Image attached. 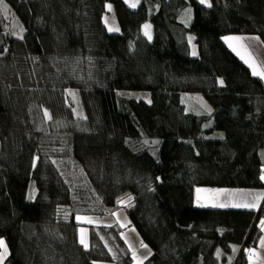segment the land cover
I'll return each mask as SVG.
<instances>
[{
	"label": "trees",
	"instance_id": "16d2710c",
	"mask_svg": "<svg viewBox=\"0 0 264 264\" xmlns=\"http://www.w3.org/2000/svg\"><path fill=\"white\" fill-rule=\"evenodd\" d=\"M3 1L24 31L0 16L3 264H134L115 222L79 240L78 215L122 205L146 264H246L263 213L200 208L195 191L264 188V80L224 41L264 40V0Z\"/></svg>",
	"mask_w": 264,
	"mask_h": 264
},
{
	"label": "rangeland",
	"instance_id": "374dc122",
	"mask_svg": "<svg viewBox=\"0 0 264 264\" xmlns=\"http://www.w3.org/2000/svg\"><path fill=\"white\" fill-rule=\"evenodd\" d=\"M136 2V0H134ZM201 1V0H200ZM209 3L210 4V0H205L204 3ZM0 16H4L5 19L7 20L8 23V28L10 30H13L14 33L16 35H22L23 34V29L21 26L20 21L16 18V16L11 12V9H9V6L2 0V2H0ZM114 19H115V15L113 14L112 11H110L107 14L106 17V21L108 22V24L112 25L115 24L114 23ZM147 25H151V24H147ZM69 96L72 100L73 103H75V108H76V114L79 117H82L85 115L84 113V107H83V103H81V95L80 92L76 89H71L68 91ZM121 95L123 97H128V98H134V99H143V100H148L150 101V92H144V91H136V92H132V91H125V92H121ZM190 98H192V100L196 103H198L199 105H205L206 108H209L208 103L206 102L205 98L202 97V95H198V94H190L189 96ZM245 190V189H244ZM243 189L238 188L233 189V188H229L226 190V194L224 196L221 197V199H223L222 201L225 200L226 203H231V204H238V199H241V201L243 199H248V196H253V199H255L256 197V193H251V192H246ZM227 200V201H226ZM129 201H126L124 204H126ZM264 202V199L263 201ZM240 203V202H239ZM125 205H122V207H120V209H118L113 215H116V217L118 218V222H119V226L121 228H123L124 230V235H122L125 239V241H127L129 243V249L130 251L133 252V257H134V264H146L145 260L151 256L154 253V250H152V248L150 247V245L143 239V237H141V234L139 232V230H137L135 228V226L132 224V219H130L129 214L127 212V209L124 208ZM258 213H262L261 208H259L258 210H256ZM110 217V216H109ZM109 217H101V216H84V215H78V221H80L81 224L79 226V240H81V236L83 235L86 243H87V248L90 247V230H89V226H87L86 224L93 222L94 220L96 221H101V222H106L108 223V218ZM94 221V222H96ZM98 222H96L97 224H99ZM83 230V232L81 231ZM4 241V245L7 248V253L4 254V247H1V252H0V264L3 263V261L5 259L8 258L9 253H10V248L7 244V241L5 238L2 239ZM135 254V255H134ZM98 264H101L98 263ZM108 264V263H107ZM110 264H114V263H110Z\"/></svg>",
	"mask_w": 264,
	"mask_h": 264
},
{
	"label": "crops",
	"instance_id": "0c3cea01",
	"mask_svg": "<svg viewBox=\"0 0 264 264\" xmlns=\"http://www.w3.org/2000/svg\"><path fill=\"white\" fill-rule=\"evenodd\" d=\"M142 0H138L137 6L138 7L141 4ZM127 4L132 2H135L134 0H126ZM131 7V6H130ZM135 7V8H136ZM132 8V7H131ZM224 41L227 43L230 49L233 50L234 53H236L241 60H243L245 63L249 65L251 68L252 72L254 73H261L264 72V40H262L259 36L252 35H241V36H226L224 37ZM190 42L193 44V52H195V56L197 54V44H195L196 39L194 37H190ZM263 78L264 76L258 75ZM191 103L193 104H198L194 102L191 98ZM199 105V104H198ZM200 109H205V110H210L205 107V105H199ZM263 180H264V174H263ZM229 188H202L198 187L195 191L196 195V201L195 204L200 207V208H222V209H227V208H232V209H255L258 210L263 203L264 199V188H259V189H243L246 192H251V193H256L255 199H253V196H248V199H238V204H231V203H226L225 200L222 201L221 199L222 196L226 194V190ZM238 189V188H237ZM236 189V190H237ZM199 190V191H198ZM227 201V200H226ZM240 202V203H239ZM248 205V206H246ZM254 205V206H251ZM118 218L116 215H111L108 218V224L109 223H117ZM106 223V222H105ZM124 235V232H123ZM259 238L258 241L255 243V245H252L251 247L247 248V262L246 264H264V232L258 234ZM127 242V241H126ZM129 245V243L127 242ZM6 260V259H5ZM4 260V261H5ZM3 261V262H4ZM3 264V263H1ZM98 264V263H97ZM101 264H107V263H101Z\"/></svg>",
	"mask_w": 264,
	"mask_h": 264
},
{
	"label": "snow or ice",
	"instance_id": "6c2138e0",
	"mask_svg": "<svg viewBox=\"0 0 264 264\" xmlns=\"http://www.w3.org/2000/svg\"><path fill=\"white\" fill-rule=\"evenodd\" d=\"M0 2H2V0H0ZM137 2L138 0H136V2H132L130 3V6L135 8L137 6ZM205 0H201V3H204ZM149 26L148 25H145V29H147ZM109 31H118V29H113V28H110ZM145 35L149 36V39L151 38L150 37V33L148 31H145ZM193 55H195V52H193ZM254 74L255 75H261V76H264V72H261V73H257L254 71ZM221 83H223V81H221ZM199 191V190H198ZM130 199V198H129ZM248 206V205H246ZM251 206H254V205H251ZM79 219V218H78ZM83 232V230H81ZM80 243L83 244L85 247H87V243L83 237V235L81 236V240H80ZM0 247H4V254L7 253V248L6 246L4 245V241L3 240H0ZM135 255V254H134Z\"/></svg>",
	"mask_w": 264,
	"mask_h": 264
},
{
	"label": "built area",
	"instance_id": "2783aa9c",
	"mask_svg": "<svg viewBox=\"0 0 264 264\" xmlns=\"http://www.w3.org/2000/svg\"><path fill=\"white\" fill-rule=\"evenodd\" d=\"M260 208H261V211H262V213H263V218H262V220L260 221V228H259V230H258V234H261L262 232H264V202L261 204ZM253 244H254V241L251 242L250 247H251ZM239 264H245V263H239Z\"/></svg>",
	"mask_w": 264,
	"mask_h": 264
},
{
	"label": "water",
	"instance_id": "95a60500",
	"mask_svg": "<svg viewBox=\"0 0 264 264\" xmlns=\"http://www.w3.org/2000/svg\"><path fill=\"white\" fill-rule=\"evenodd\" d=\"M232 209V208H231ZM241 209V208H240Z\"/></svg>",
	"mask_w": 264,
	"mask_h": 264
}]
</instances>
